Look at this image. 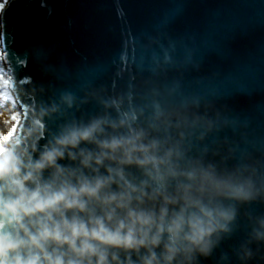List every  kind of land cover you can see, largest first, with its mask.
I'll return each mask as SVG.
<instances>
[{"label":"clouds","instance_id":"obj_1","mask_svg":"<svg viewBox=\"0 0 264 264\" xmlns=\"http://www.w3.org/2000/svg\"><path fill=\"white\" fill-rule=\"evenodd\" d=\"M199 67L165 57L152 79L122 63L151 108L111 75L75 90L22 78L0 134V264H202L233 238L213 264H264V139L221 137L247 117L181 87Z\"/></svg>","mask_w":264,"mask_h":264},{"label":"water","instance_id":"obj_2","mask_svg":"<svg viewBox=\"0 0 264 264\" xmlns=\"http://www.w3.org/2000/svg\"><path fill=\"white\" fill-rule=\"evenodd\" d=\"M6 15L7 50L20 78L75 90L110 88L111 75L117 90L151 108L158 97L139 99L137 80L117 77L116 69L127 62L133 75L159 79L165 57L180 61L191 53L199 71H187L181 87L215 94L247 117L229 121L221 137L244 132L253 151L264 139V0H13ZM8 87L21 109L20 91L29 84L9 75ZM234 242H223L202 264H213L221 252L230 256Z\"/></svg>","mask_w":264,"mask_h":264},{"label":"snow or ice","instance_id":"obj_3","mask_svg":"<svg viewBox=\"0 0 264 264\" xmlns=\"http://www.w3.org/2000/svg\"><path fill=\"white\" fill-rule=\"evenodd\" d=\"M12 2L13 0H0V76H4L7 79L9 75H12L17 81H20L22 78L16 75L15 69L10 62V54L7 50L8 19L6 11ZM18 63L21 66L25 65L23 60H19Z\"/></svg>","mask_w":264,"mask_h":264},{"label":"bare ground","instance_id":"obj_4","mask_svg":"<svg viewBox=\"0 0 264 264\" xmlns=\"http://www.w3.org/2000/svg\"><path fill=\"white\" fill-rule=\"evenodd\" d=\"M15 100L12 96V105L8 106L3 113L0 114V132L2 129L10 131L9 137L14 132V122L19 119V105L14 104ZM7 139V138H6Z\"/></svg>","mask_w":264,"mask_h":264},{"label":"rangeland","instance_id":"obj_5","mask_svg":"<svg viewBox=\"0 0 264 264\" xmlns=\"http://www.w3.org/2000/svg\"><path fill=\"white\" fill-rule=\"evenodd\" d=\"M8 83H9V76L7 79H5L4 76H0V114L3 113L8 106L12 105V94L10 93ZM2 130L0 134H2ZM9 135H10V131L7 130V135L5 136V139L8 138Z\"/></svg>","mask_w":264,"mask_h":264}]
</instances>
